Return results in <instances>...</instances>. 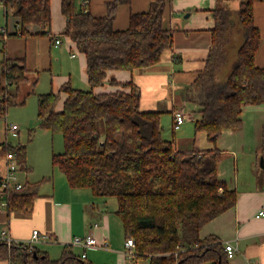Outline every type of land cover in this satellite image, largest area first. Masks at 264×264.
I'll use <instances>...</instances> for the list:
<instances>
[{
	"label": "trees",
	"instance_id": "1",
	"mask_svg": "<svg viewBox=\"0 0 264 264\" xmlns=\"http://www.w3.org/2000/svg\"><path fill=\"white\" fill-rule=\"evenodd\" d=\"M88 1V0H87ZM240 0L239 8L219 5L213 11L215 26L206 64L185 87L186 101L199 107L196 131H205L215 142L225 128L243 124L248 105H264V65L255 63L261 32L254 20V2ZM19 17L15 34H32L29 26L46 34L52 19L51 0H3ZM108 3L105 16L94 15L77 0H61L67 18L65 35L87 59L90 89L66 83L59 91L38 94V120L53 133L60 132L64 151L53 152L52 164L72 187H88L94 195L117 199V210L125 236L136 241L132 264L148 258L150 264H229L219 237H200L202 225L235 204L237 191L218 177L221 151L177 148L174 139L163 136L161 110H142L141 92L133 81L111 78L115 91L94 90L104 83L108 70L133 71L158 62L173 44V28L165 25L166 1L154 0L147 11L130 14L125 29L113 26L119 3ZM242 42L232 69L223 75L230 44V29L236 22ZM29 69L20 59L0 61V119L17 101ZM36 80V79H35ZM32 92L34 89L31 90ZM66 97L57 108L61 94ZM103 121V127L98 122ZM174 126V123H173ZM26 144L0 143L1 161L9 152L25 158ZM38 185V183L36 182ZM35 189H11L6 209L30 211ZM36 252V253H35ZM0 259L10 264H93L82 253L66 246L58 258L34 247L0 241Z\"/></svg>",
	"mask_w": 264,
	"mask_h": 264
},
{
	"label": "crops",
	"instance_id": "2",
	"mask_svg": "<svg viewBox=\"0 0 264 264\" xmlns=\"http://www.w3.org/2000/svg\"><path fill=\"white\" fill-rule=\"evenodd\" d=\"M113 1L88 0L84 4L77 0V8L85 5L94 15L105 16L108 3ZM153 1L129 0L119 3L113 21L114 28H127L130 14L147 11ZM165 1L164 23L168 28H173L172 47L165 49L160 60L152 65L133 71L108 70L104 83L94 90L101 92L118 89V85L110 82L111 78L133 81L141 92L142 110H162L164 113L162 108L165 106V110L173 116V123L177 110H183L194 121L199 117V107L186 101L185 87L196 79L206 64L212 43V28L215 26L214 9L224 4L230 6L232 0ZM51 14L48 33L37 34L39 28L31 25L29 29L32 34H15L19 27V17L0 0V28L4 27L9 35L4 40L0 38L5 57L20 59L25 63L29 75H32L33 92L39 82L40 73L43 72L54 76L50 90L59 91L66 83L76 88L79 85L80 89H90L86 56L64 33L67 18L62 12L61 0H51ZM254 20L261 32L255 63L263 66L264 1L254 2ZM57 36L61 40L58 45L55 44ZM55 70L62 73L54 75ZM31 90L21 99L33 93ZM65 97L66 94L62 93L58 109L63 107ZM241 115L242 126L237 129L225 128L215 142L209 141L205 131H197L195 137L188 140L175 138L174 143L177 148L185 150L217 147L221 151L218 177L226 182L229 189L237 191L235 204L205 222L200 228V237L215 235L224 246L228 242L232 243L237 253L229 258V264H264V216H257L259 209L264 206V105H248ZM183 124L184 122L181 125ZM196 139H199L200 144ZM260 159L262 167L259 165ZM27 169L31 170L29 164ZM2 170L1 163L0 172ZM20 180L37 191L34 207L30 211L9 212L1 206L0 201V232L7 228L10 235L19 240L30 238L34 229L48 233L54 240L38 242L35 247L47 252L52 258H58L63 249L70 246L75 236L86 235L91 230L98 244L106 246L88 247L85 250L72 245L75 252H85V258L93 264H128L129 260L123 250L126 236L122 220L116 212L117 204L111 213L107 197L94 195L88 187L70 186L66 176L64 180L59 178V184L56 178L51 187L44 191L40 190V184L29 182L27 176L23 178L20 175ZM98 251L104 254L98 255ZM0 264L10 262L0 259Z\"/></svg>",
	"mask_w": 264,
	"mask_h": 264
},
{
	"label": "rangeland",
	"instance_id": "3",
	"mask_svg": "<svg viewBox=\"0 0 264 264\" xmlns=\"http://www.w3.org/2000/svg\"><path fill=\"white\" fill-rule=\"evenodd\" d=\"M82 2V0H81ZM240 0H232L230 7L234 10L239 8ZM234 13L236 19L235 24L230 29V44L227 49V63L224 67V72L222 76H225L235 64L236 61V51L242 42L241 30L239 24L237 23V17ZM2 44L0 41V60L5 58V54L2 51ZM61 71L62 68H60ZM60 70H55L53 73H62ZM53 77L48 72L40 73L39 82L35 88V92L27 95L23 103L10 105L8 112L4 118L0 119V143L8 142L16 146L19 144H26V156L25 158L18 159L19 166V176L26 178L29 182H37L40 184V190L44 191L51 187V183L57 178L58 184L60 183L59 178H65L64 173L57 168L53 167L52 155L53 152L62 153L64 151V139L60 132L53 133L50 129L40 125L38 120V94L45 92L53 87ZM32 75H29L28 80H26L20 87V92L18 94L17 101H20L21 97H24L28 91L32 89ZM77 88H81L79 85ZM48 92V91H47ZM163 106V111L161 114V125L163 136L169 138L170 140L175 138H181L183 140H188L195 137L197 133L195 129L194 121L189 118V114L184 124L178 128L173 126V116L165 110ZM162 111V110H161ZM11 124H16L18 126L17 130H10L8 126ZM98 127L101 129L103 127V121L98 122ZM196 142L200 144L199 139ZM175 144V143H174ZM60 151V152H59ZM31 167V170L27 169V165ZM259 165L262 167L261 159ZM56 170V172H55ZM59 172V173H58ZM57 173L59 176H57ZM57 176V177H56ZM67 179V178H66ZM91 190L90 188H87ZM108 207L112 213L114 205L117 204L116 197H107ZM125 243V240H124ZM125 250V248L123 249ZM98 255L104 254L102 251L97 252ZM148 258L141 259L139 264H149ZM128 264H132V261H128Z\"/></svg>",
	"mask_w": 264,
	"mask_h": 264
},
{
	"label": "built area",
	"instance_id": "4",
	"mask_svg": "<svg viewBox=\"0 0 264 264\" xmlns=\"http://www.w3.org/2000/svg\"><path fill=\"white\" fill-rule=\"evenodd\" d=\"M84 4H86L87 0H82ZM8 33L5 28H0V38L2 40L8 37ZM60 38L57 36L55 39V44L58 45L60 43ZM188 115L183 110H177L174 113V127L178 128L181 126L183 122L187 119ZM18 126L16 124H11L8 126L10 130H17ZM3 170L0 172V198H1V206L6 208L7 205V193L11 189H21L25 186L24 182L20 180L19 176V166L17 155L15 152H9L5 158L1 161ZM257 216H264V206L259 209ZM97 226V224H94ZM54 240L53 237L44 232H40L38 229H34L30 238L26 240L14 239L7 228L2 229L0 232V241H6L8 244L15 242L19 244H23L27 246L29 250H32L35 247V244L42 241H50ZM80 246L86 250L88 247H104L105 244H98L96 237L93 232L90 230L86 235H77L75 236L70 246ZM125 257L132 261L135 257L136 251V241L132 236H127L125 239ZM225 250L227 252L228 258H232L237 253L235 246L228 242L225 244ZM82 257H86V253H82ZM255 264V263H250Z\"/></svg>",
	"mask_w": 264,
	"mask_h": 264
},
{
	"label": "water",
	"instance_id": "5",
	"mask_svg": "<svg viewBox=\"0 0 264 264\" xmlns=\"http://www.w3.org/2000/svg\"><path fill=\"white\" fill-rule=\"evenodd\" d=\"M186 15H188V14H186ZM36 253V252H35Z\"/></svg>",
	"mask_w": 264,
	"mask_h": 264
}]
</instances>
